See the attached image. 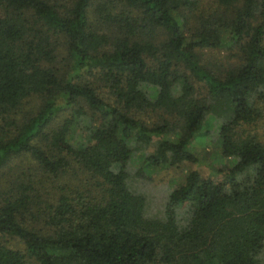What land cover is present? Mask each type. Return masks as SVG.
<instances>
[{
	"label": "trees",
	"instance_id": "obj_1",
	"mask_svg": "<svg viewBox=\"0 0 264 264\" xmlns=\"http://www.w3.org/2000/svg\"><path fill=\"white\" fill-rule=\"evenodd\" d=\"M263 124L264 0H0V264H264Z\"/></svg>",
	"mask_w": 264,
	"mask_h": 264
},
{
	"label": "rangeland",
	"instance_id": "obj_2",
	"mask_svg": "<svg viewBox=\"0 0 264 264\" xmlns=\"http://www.w3.org/2000/svg\"><path fill=\"white\" fill-rule=\"evenodd\" d=\"M206 53L209 58L220 57L222 55V52H212V50ZM206 120L204 127L211 132V134H205L202 138L194 140L191 146L193 153L197 157V163H182L178 166L169 168H154L148 185H143L138 181L135 182L136 186L138 185L141 192L145 194V209L147 216L154 215L162 207L165 195L174 186L183 181L185 173L189 170L197 169L203 174H213V170L216 167L230 165L231 160L222 158L218 152V145L213 134L216 130V123L210 118ZM258 133L260 137L264 139V124L258 129ZM134 164L135 162L133 165ZM258 257L259 260L264 263V247L260 250Z\"/></svg>",
	"mask_w": 264,
	"mask_h": 264
}]
</instances>
